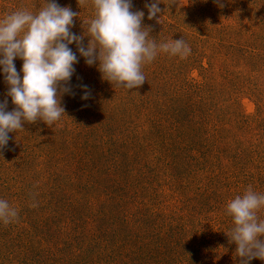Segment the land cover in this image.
Masks as SVG:
<instances>
[{"label": "rangeland", "instance_id": "obj_1", "mask_svg": "<svg viewBox=\"0 0 264 264\" xmlns=\"http://www.w3.org/2000/svg\"><path fill=\"white\" fill-rule=\"evenodd\" d=\"M55 2L79 14L71 31L83 35L91 0ZM151 2L132 0L149 38H183L190 54L159 53L128 90L70 45L79 62L65 114L25 123L0 149V199L18 210L0 221V264H241L226 208L249 185L264 194V0H159L149 20ZM45 4L0 0V19ZM7 89L0 68L12 111Z\"/></svg>", "mask_w": 264, "mask_h": 264}, {"label": "clouds", "instance_id": "obj_2", "mask_svg": "<svg viewBox=\"0 0 264 264\" xmlns=\"http://www.w3.org/2000/svg\"><path fill=\"white\" fill-rule=\"evenodd\" d=\"M91 4L94 16L83 35L71 31L79 14L55 0H46L36 13L17 10L0 19V68L8 86L6 95L15 106L7 111L8 99L0 103V149L8 144L9 133L24 128L25 123L42 121L50 126L65 114L61 97L73 94L67 85L79 62L70 47L73 43L86 65L98 62L103 80L128 90L145 83L142 66L159 53L186 58L191 52L183 38L159 44L150 39V28L142 27L145 13L133 11L132 0H91ZM159 4V0L145 3L149 20L161 16ZM17 58L23 61L22 78L14 64ZM81 87V99H89L87 85ZM261 209L264 194L255 192L251 185L227 204L226 214L234 226L226 235L236 245L235 255L241 264L253 259L264 261V219L258 216ZM17 219L18 210L0 199V221L7 225Z\"/></svg>", "mask_w": 264, "mask_h": 264}, {"label": "trees", "instance_id": "obj_3", "mask_svg": "<svg viewBox=\"0 0 264 264\" xmlns=\"http://www.w3.org/2000/svg\"><path fill=\"white\" fill-rule=\"evenodd\" d=\"M50 174H51V178H52L53 181H56L57 179H59V174L57 173L56 169H54L53 167H50Z\"/></svg>", "mask_w": 264, "mask_h": 264}]
</instances>
